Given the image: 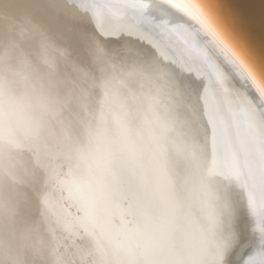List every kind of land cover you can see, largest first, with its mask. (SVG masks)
Masks as SVG:
<instances>
[{
	"label": "bare ground",
	"instance_id": "bare-ground-1",
	"mask_svg": "<svg viewBox=\"0 0 264 264\" xmlns=\"http://www.w3.org/2000/svg\"><path fill=\"white\" fill-rule=\"evenodd\" d=\"M247 1L194 3L253 67L258 81L264 82V28L251 6H243ZM88 3L82 8L79 0H0V143L11 139L23 144L40 93L59 109L58 119L70 125L76 141L70 166L64 163L60 181L49 190L47 222L30 207L27 197L32 190L27 184L0 183V264H55L58 259L80 264V249L92 245L83 228L80 236L64 231L57 217L97 232L103 228L104 243L111 240L113 247L128 246L130 230L136 227V198L120 186L95 190L91 186L94 161L112 153L151 151L162 171L174 180L182 177L186 146L202 145L204 136L182 124L192 119V113L187 107L190 101L177 95L178 79L200 96L207 86V95L215 97L241 164L240 183L247 184L259 201L264 99L258 90L236 75L195 21L162 0ZM98 22L131 32L117 31L102 38L96 31ZM97 42L102 55L96 52ZM152 58L163 72L147 74ZM203 107L201 99V113ZM85 125L91 128V137ZM208 150L210 155V129ZM32 163V153L21 146L0 161V171L6 165L10 173L23 177ZM236 191H241L239 184ZM247 196L244 192L245 215L234 225L236 235L225 252V264H243L259 252L260 233L247 211ZM209 211L210 207L199 204L191 209L199 225L186 238L187 251L193 255L204 248L215 251L213 233L218 230L207 218ZM50 229H55V237ZM166 248L159 240L144 250L154 258Z\"/></svg>",
	"mask_w": 264,
	"mask_h": 264
},
{
	"label": "snow or ice",
	"instance_id": "snow-or-ice-1",
	"mask_svg": "<svg viewBox=\"0 0 264 264\" xmlns=\"http://www.w3.org/2000/svg\"><path fill=\"white\" fill-rule=\"evenodd\" d=\"M162 2L195 21L235 69L236 75L250 83L258 90L261 99H264V82L258 81L253 67L224 39L216 23L194 3V0ZM79 4L82 8L89 6L88 0H79ZM145 6L146 4L141 5L143 8ZM122 30L131 32L130 29L105 28L99 22L96 26V31L102 38ZM103 51L97 42L96 52L102 55ZM149 67L150 72L147 74L164 71L155 58L150 60ZM220 79L218 75L217 81L220 82ZM174 87L178 96L190 101L187 107L190 108L192 119L183 121L182 124H185L190 132L195 134L202 132L204 143L186 146L185 173L176 180L158 167L157 157L151 151L132 154L112 153L96 158L91 186L100 191L120 186L131 192L137 201L136 227L130 230L132 240L127 247H113L111 240L107 244L104 243L103 228L97 232L86 224H74L57 217L56 223L64 231L80 236V229L83 228L84 237H87L92 245L80 249V264H225V252L236 235L234 225L245 215L244 192L248 194L247 211L258 225L255 230L259 231L260 236L257 241L259 252L249 256L243 264H264V135L261 136L258 149L261 195L257 201L248 185L240 183L242 176L240 161L232 149L224 115L215 97L207 95V86L204 88L203 96L194 88L189 91L191 86L185 85L180 79ZM223 90L226 92L227 88ZM201 99L204 100L202 113L199 108ZM58 116L59 109L40 93L36 96L35 115L27 127L23 144L11 139L6 143H0V161L11 157L13 148L24 146L32 153L34 163L25 169L23 177L10 173L5 165L0 171V183L11 181L14 184H27L32 190V194L27 197L29 205L40 213L45 222L49 219V190L60 181V169L64 163L70 166L76 143L70 125H65ZM85 130L91 137L93 134L91 128L85 125ZM237 184L241 189L239 192L236 191ZM197 204L204 208L210 207L207 218L218 233H213L214 252L204 248L199 254L193 255L187 251L186 238L193 228L199 227L191 213L192 207ZM50 230L55 237V229ZM218 235L221 238L217 240L215 238ZM159 240L164 241L167 248L163 254L153 258L144 249L148 244ZM138 255L145 258L141 261L137 259ZM89 256L93 257L91 261L88 259ZM55 264L68 262L58 259Z\"/></svg>",
	"mask_w": 264,
	"mask_h": 264
},
{
	"label": "water",
	"instance_id": "water-1",
	"mask_svg": "<svg viewBox=\"0 0 264 264\" xmlns=\"http://www.w3.org/2000/svg\"><path fill=\"white\" fill-rule=\"evenodd\" d=\"M249 5L251 6V9H253L254 11L252 15L254 14V17L259 21V23L264 28V0H248L246 5L243 4V6L245 7Z\"/></svg>",
	"mask_w": 264,
	"mask_h": 264
}]
</instances>
